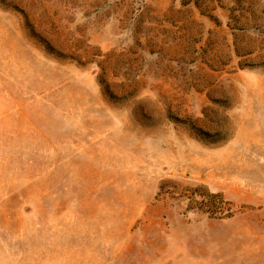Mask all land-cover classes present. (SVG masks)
Returning a JSON list of instances; mask_svg holds the SVG:
<instances>
[{
	"label": "rangeland",
	"instance_id": "1",
	"mask_svg": "<svg viewBox=\"0 0 264 264\" xmlns=\"http://www.w3.org/2000/svg\"><path fill=\"white\" fill-rule=\"evenodd\" d=\"M0 264H264V0H0Z\"/></svg>",
	"mask_w": 264,
	"mask_h": 264
}]
</instances>
